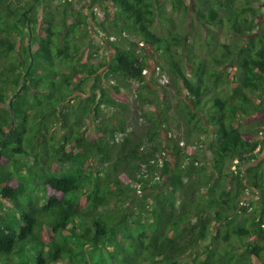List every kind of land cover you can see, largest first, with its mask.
<instances>
[{"label": "trees", "instance_id": "16d2710c", "mask_svg": "<svg viewBox=\"0 0 264 264\" xmlns=\"http://www.w3.org/2000/svg\"><path fill=\"white\" fill-rule=\"evenodd\" d=\"M254 1L192 0L203 7L195 8L199 22H226L240 42L231 50L223 45L220 59L197 62L190 80L173 49L185 39L177 32L160 38L151 29L161 14L160 0H99L109 28L98 25L119 40L98 65L83 60L90 40L87 15L73 9L70 22L56 24L54 2L0 0V264H139L146 240L151 248L146 263L185 264L182 254L210 233L214 240L223 233L229 241L219 264H264V161L255 153L264 142L244 136L258 132L251 120L264 111V30L258 25L253 34L243 30L254 27L249 19ZM176 2L188 11L190 3ZM166 22L173 26L171 19ZM137 38L164 54L155 70L173 77L178 101L164 99L159 116L138 115L142 106L159 100ZM207 65L236 67L237 85L220 92L224 79ZM103 67L118 83L109 89L99 74ZM133 83L144 94L132 111L116 96ZM209 91L216 95L211 100ZM138 119L143 127L136 134ZM171 125L182 134L174 135ZM201 135L213 137L204 167L179 146H193ZM126 184L129 196L138 189L141 197L133 199L152 204L149 220L133 222L135 231L127 227L126 214L117 212L115 222L113 214L101 212L108 191ZM247 194L258 197L253 208L242 203ZM118 232L129 242L120 261L107 247L109 239L117 246ZM186 235L188 243L178 245ZM245 238L252 241L240 243Z\"/></svg>", "mask_w": 264, "mask_h": 264}, {"label": "rangeland", "instance_id": "374dc122", "mask_svg": "<svg viewBox=\"0 0 264 264\" xmlns=\"http://www.w3.org/2000/svg\"><path fill=\"white\" fill-rule=\"evenodd\" d=\"M65 1H69L70 5H67ZM93 1L94 0H44V2L50 4L54 2L53 8H51V10L54 12L53 14L56 24H59L61 20L64 19L70 22V13L73 9H76L87 16H89L91 12L95 14L94 19L88 17L89 24L87 30L90 40H87V42L83 45V60L87 59L90 64L98 65L111 57L112 49L110 47V43L117 42L119 39L115 35L106 34L101 31V28L98 25L99 23H102L104 26H106V28H109L107 22L103 20V8L105 6V3L99 2V0H97V2H95V5L92 7L91 4ZM160 2L161 14L160 17H157L156 23L151 26V29L160 38L168 39L172 34H174V32H177L182 38V40L185 39V42H183L182 47L180 46L178 48L174 45L173 49L178 53V56H181L182 62L180 63V67L190 80H193L192 75H190V72L194 70L197 62H200L204 59H209L211 57L220 59L221 52L226 51L222 47L223 45L229 46L231 50L237 43L240 42L238 40V36L233 35L230 30V27H228L226 22H223L222 25L219 26H211L205 22L204 24L199 22L195 15L194 9L198 8L202 10L203 7L199 5L198 2H196L194 6L190 5L188 7L187 12H184L182 9L180 10V8L178 9L176 0H160ZM184 3L189 4V1L184 0ZM253 8L254 9L252 11V15L249 19L254 24V27L251 30H249L248 27H246V29H243L245 30L247 35L257 32V28L255 27V25L261 26V28L264 30V0H255L253 3ZM110 14H113V11H110ZM170 19L172 20L173 26H169V23L166 22V20ZM82 28L83 27L80 28L81 31L83 30ZM22 34H24V32H22ZM137 39L138 42H140L139 46L141 47V52H143L144 55L147 57L148 69L146 70V77L147 79H152L154 81L155 85H153V87H150L152 89H155V91L157 92L159 101L157 102L156 106L149 104L142 106L141 109H138L137 106L136 109H138V115L140 113H157V115L159 116L164 99H167L172 105L176 104V102L178 101L176 88L174 89L175 86L173 82V77L171 74L168 75L165 73L157 72L155 70V66H157L158 64L162 66L165 57L164 54L160 52H158L157 54L151 46L144 45L139 38ZM14 40L17 41V37L15 35ZM23 42L24 44H26V40ZM207 66L211 72L221 75V79H224L218 85L220 92L226 87L233 88L237 85V79H235L236 67H230L229 65L224 66L222 68L218 66ZM106 71L107 67H103L100 69L99 74H103V76L105 77V80L102 81L103 86L109 89V86H113L118 83L116 82V79H113ZM163 87L167 90L166 94L162 89ZM141 93L142 92L138 91L137 85L133 83L130 87H128V89L121 88L120 95H117L116 99L120 103L128 104L129 107L132 108L131 110L133 111L134 103L137 102L136 99H138ZM216 93L219 92L216 91ZM206 96L209 98L208 100H211L212 97L216 95H214L212 91H209ZM253 99L255 102H258V99L254 97ZM262 100L264 102V94L262 95ZM168 112H171V109H169ZM137 121L138 128L136 130V134L140 133L141 127L139 126L143 127V125L141 124L143 119H138ZM251 121L257 122L259 124V127H255V129H258V132L254 135L248 132L245 133L244 136L248 137L251 135L254 139H262L264 142V111L255 116ZM249 122L250 121H246L247 124H249ZM238 124L239 123H237V125ZM172 126L173 125H171L170 128L172 129V133L174 135L182 134L183 129H181L180 132H177V130L174 129V127ZM165 139V133L161 131L160 140L164 142ZM212 140L213 137L210 135H201L197 137L198 143H195V145L186 146L183 142H180L179 146L185 148L184 152L186 155L195 157V160H197V162H195L196 165H202L204 167L209 162L208 145ZM118 141H120V137H118ZM142 148L146 149V147ZM257 152L258 160L264 161V145L261 150ZM171 161H173L172 156ZM233 165L236 164H234L233 162L232 167ZM231 169L234 170L233 168ZM100 180L101 177H99L98 181ZM128 186L129 184H126L110 189L107 195V204L104 206L103 209H101V212H105L106 214H113L115 222H117V212L120 211L121 215L126 214L125 219L127 221V227H131L133 228V231H135L133 222H136L137 220L143 221L144 218L146 220H149V211L151 209L152 204L150 203V200L136 201L137 199H133V197L140 198L141 194L139 191H136L130 193L129 196L127 191ZM88 187V184L85 185L81 191L82 201L84 198L82 194L88 192ZM176 201L177 204L180 205V203L182 202L181 196H177ZM245 201L250 202L252 207V205L257 204L258 197L254 194H247L242 197V203H244ZM249 212H251V210ZM88 225H91L90 222H88ZM179 227L180 226H178L176 229H178ZM181 228H179L178 230H180ZM135 235L136 234L134 232L131 233V236H133L134 238ZM222 235L223 236L221 240L220 235L217 240H214L213 234L210 233L208 236V240L198 241L195 243L192 242V248L189 249L186 253H183L180 257V260H182L181 262L185 264H197L199 261H206L208 264H219L220 254L224 253L226 247L225 244L229 243V241L228 243H226L227 239L224 238L225 234L222 233ZM114 237L115 244L117 246H110L113 240L109 239L110 244H108L107 247L112 249L111 252L114 253V256L116 255V259L120 261V259L122 258L121 250L123 248H128L127 245H129V242L126 241L120 235V232L116 233ZM186 238H188L187 235L184 239L176 240L178 245L182 246L183 244H187L188 242ZM249 241L252 240L245 238L240 243H247ZM148 243L149 241L146 240L143 245L144 250L139 251V255L137 257V263L139 264H148L153 261L148 260V263H146V260L149 256L148 252H150V250L148 249H151L147 247ZM230 244L234 247L237 246L238 243L232 240ZM120 246L121 248L118 249V247ZM114 247H116V249H114ZM211 252H213V255H211Z\"/></svg>", "mask_w": 264, "mask_h": 264}, {"label": "flooded vegetation", "instance_id": "af4514ba", "mask_svg": "<svg viewBox=\"0 0 264 264\" xmlns=\"http://www.w3.org/2000/svg\"><path fill=\"white\" fill-rule=\"evenodd\" d=\"M188 1H189V3H190L191 6H194V3L192 2V0H188ZM12 2H13V4L17 5V0H12ZM109 10H110V7H109ZM194 11H195V9H194ZM88 17H91V15H89ZM88 24H89V22H88Z\"/></svg>", "mask_w": 264, "mask_h": 264}, {"label": "built area", "instance_id": "2783aa9c", "mask_svg": "<svg viewBox=\"0 0 264 264\" xmlns=\"http://www.w3.org/2000/svg\"><path fill=\"white\" fill-rule=\"evenodd\" d=\"M258 150H259V147L255 149V153H257ZM236 163H237V161H234V164H236ZM232 168L234 169L235 168V165H233ZM137 191H139V190L137 189Z\"/></svg>", "mask_w": 264, "mask_h": 264}]
</instances>
